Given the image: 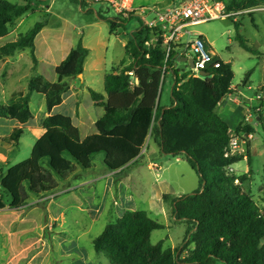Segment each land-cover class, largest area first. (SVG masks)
<instances>
[{"label": "trees", "instance_id": "obj_1", "mask_svg": "<svg viewBox=\"0 0 264 264\" xmlns=\"http://www.w3.org/2000/svg\"><path fill=\"white\" fill-rule=\"evenodd\" d=\"M42 1L0 0V38L15 20L32 12V2ZM70 1L80 10L87 7L83 0ZM261 5L264 0H228L225 8L237 12ZM106 23L110 34L122 27L119 17ZM234 25L239 46L253 52L238 33L239 23ZM45 26V20L36 22L15 41L0 46V60L28 50L32 62L26 91L0 104V118L26 124L32 119L33 93L43 96L48 113L29 159L0 173V210L21 209L30 196L52 194L78 167L92 169L97 154L103 155L108 172L120 174L138 163L150 136L162 154L184 159L199 180L191 194L161 197L175 220L189 224L183 244L180 249L164 248L163 242L152 244L151 233L162 226L145 211H126L92 240L95 253L103 254L109 264H210L212 259L224 264H264V210L254 208L252 196L243 188L250 170L238 176L231 169L243 160L250 163V144L246 143L244 154H227L232 138L249 136L253 130L243 120L231 132L218 112L220 102L234 92L231 64L214 54L213 62L219 66H208L205 77L175 69L173 44L165 46L162 31L140 21L127 36L124 56L103 78L104 94L88 89L92 104L102 108L103 115L95 123L96 132L81 140L71 117L51 112L69 91V81L82 75L90 51L79 40L55 68L56 81H48L36 72L34 54V39ZM165 78L170 79L167 106L160 100ZM246 85L247 78L242 81ZM256 114L261 122L260 109ZM23 133V127H15L4 141L17 146Z\"/></svg>", "mask_w": 264, "mask_h": 264}, {"label": "rangeland", "instance_id": "obj_2", "mask_svg": "<svg viewBox=\"0 0 264 264\" xmlns=\"http://www.w3.org/2000/svg\"><path fill=\"white\" fill-rule=\"evenodd\" d=\"M10 1L14 4L23 2ZM131 1L138 10H163L183 0ZM223 2L226 6L228 0ZM86 6L80 10L79 5L70 0H43L37 4L32 2V12L25 16V21L19 24V20H15L12 30L0 42V45L10 43L18 34L26 33L36 22L45 20L46 26L36 39V55L39 58L47 52L44 43L51 46L55 54L54 63L71 47H75L79 40L90 49L81 78L69 81L70 86L79 90L73 99L79 103L78 119L77 115H73V103L68 102L66 106L55 109V113L72 117L80 138L89 129L94 132V127L84 128L81 123L96 120L103 113L102 108L88 107V89L104 94L103 76L124 56L126 37L123 34H110L106 20L119 17L128 34L139 27L140 21L146 25L154 20L151 13H137L139 17L126 19L103 1ZM259 7L264 8L263 5ZM46 11L48 16L45 15ZM234 22L239 23L238 33L253 52H246L239 46L235 39ZM17 24L20 25L18 31H13ZM155 27L158 28L156 24L152 26ZM182 32L185 34L181 39L182 44L187 45L196 38H203L212 43L214 54L231 64L232 88L240 93L234 97L243 110L240 113L241 120H244L249 109L257 107L256 111H250L252 117L260 109L263 120L260 122L258 117H254L252 122H247L253 130L251 138L247 140L250 144V163L243 160L231 169L238 176L250 170L249 179L244 182L243 188L252 196L254 208L263 211L264 107L261 108L260 103L264 105V11L188 25ZM186 52L190 55L189 50ZM19 54L18 63L8 65L6 69L0 63V82L5 95L26 91L27 77L30 76V53L26 50ZM178 68L192 73L186 63H178ZM4 70L7 75L2 77ZM43 75L48 81H54L56 77L49 71ZM245 78L247 85L242 86ZM169 89L170 79L165 78L161 105H169ZM256 95L259 96L258 100ZM41 99L42 95L34 93L30 109L35 121L30 123L31 127H24L18 145L7 147V157L0 152V173L29 159L32 146L42 132L38 124V119L44 114L43 107L39 108ZM245 110L248 112L245 113ZM11 123L6 122L7 125ZM231 125L233 130V122ZM140 154L142 157L138 163L120 174L106 173L108 171L103 165V155L97 154L93 157L92 169L83 170L78 167L76 173L66 182L60 183L58 190L52 194L30 196L27 205L21 209L0 211V264H109L103 254L95 253L92 240L107 224L114 223L126 211H145L162 226L151 233L152 244L163 242L164 248L180 249L189 224L175 220L169 203L161 197L169 195L174 198L195 192L199 187L198 177L184 159L162 154L150 136L146 138ZM3 200L7 201L6 198ZM210 264L224 263L212 259Z\"/></svg>", "mask_w": 264, "mask_h": 264}, {"label": "built area", "instance_id": "obj_3", "mask_svg": "<svg viewBox=\"0 0 264 264\" xmlns=\"http://www.w3.org/2000/svg\"><path fill=\"white\" fill-rule=\"evenodd\" d=\"M86 4L96 2L108 3L117 13L127 17L132 14L136 17L140 15L153 14L154 20L150 24H146L149 29L156 26L162 31L163 43L170 46L175 41H181L184 37L183 28L188 25H196L206 23L212 20L225 19L235 17L243 13L253 11H264L263 7H255L249 10L239 12H227L223 2L219 0H183L176 6L167 7L163 10L153 9H136L131 0H83ZM145 25V22H144ZM190 52L193 60L191 68L192 75L201 78L200 74L208 66L218 68L219 64L213 62V54L207 48V43L203 38H196L188 43L185 47ZM169 50V48H168ZM131 74V73H130ZM250 136L242 138H232L228 144V155L244 154L246 151V143Z\"/></svg>", "mask_w": 264, "mask_h": 264}, {"label": "crops", "instance_id": "obj_4", "mask_svg": "<svg viewBox=\"0 0 264 264\" xmlns=\"http://www.w3.org/2000/svg\"><path fill=\"white\" fill-rule=\"evenodd\" d=\"M133 6H134V4H133ZM46 9H49V7H47L46 6ZM246 10H249V9H246ZM241 11H244V10H241ZM237 12H239V11H237ZM30 13V12H29ZM28 13V14H29ZM48 11H46V16H48ZM248 14V13H247ZM27 15V14H26ZM26 15H24L23 17H21V18H19L18 20H19V24H21L23 21H25V16ZM241 15V14H240ZM239 16V15H238ZM235 21H237V20H235ZM19 24H17L16 25V28L15 29H13V31H18V28H19ZM10 30H12V29H10ZM43 30V29H42ZM42 30L38 33V35L35 37V39H34V54H35V57H36V72L37 71H40L41 73H38L39 75H41V76H43L44 77V75H43V73H45V72H47V71H49V72H53L54 73V70H55V68L67 57V55L69 54V52L71 51V49H73L74 47H71L65 54H64V56L63 57H61L60 59H59V61L58 62H56V63H54L53 62V58H54V52H53V50L51 49V46L48 44V43H44V45H45V48H46V50H47V52H46V54L43 56V57H41V58H39V56L38 55H36V39L38 38V36L42 33ZM122 30V31H121ZM10 32V31H9ZM9 34V33H8ZM7 34V35H8ZM114 34H123L125 37H126V39H125V42H126V40H127V36H128V33L123 29V27H119V28H117L116 29V31L114 32ZM6 35V36H7ZM20 34H18L17 35V37L19 36ZM5 36V37H6ZM17 37H16V39H17ZM4 38V37H3ZM1 39L2 38H0V42H1ZM15 39V40H16ZM14 40V41H15ZM206 41V40H205ZM13 42V41H12ZM81 43H82V40H81ZM206 43H207V46H208V49L212 52V54L214 55V52H213V47H212V43H210V42H208V41H206ZM41 44H43V42L41 43ZM125 44V43H124ZM173 44V46H174V50H175V56H174V61H175V63L173 64V68H175V69H179L178 68V63H180V62H182V58L184 57V56H186V57H189V58H191L190 57V55H187V49L185 48L186 47V45H184V44H182V41H175V42H173L172 43ZM5 45V44H4ZM0 46H3V45H0ZM76 46V45H75ZM83 47H85L86 49H88L89 51H90V49L87 47V46H83ZM123 47H124V45H123ZM26 51V50H25ZM28 51V50H27ZM21 52H24V51H21ZM21 52H16L13 56H11V57H7V58H4V59H2V60H0V63L2 64V66H3V68L4 69H6V67L8 66V65H13V64H16V63H18V59H19V57L21 56L19 53H21ZM122 59V58H121ZM120 59V60H121ZM221 59V58H220ZM31 60V59H30ZM119 60V61H120ZM222 60V59H221ZM118 61V62H119ZM223 61V60H222ZM117 62V63H118ZM224 62V61H223ZM117 63L114 65V66H116L117 65ZM184 63V62H183ZM225 63H229V62H225ZM85 64V63H84ZM188 66H189V64L188 63H186ZM113 66V67H114ZM31 67H32V62H31V65L29 66V72H30V69H31ZM83 70H84V68H83ZM107 74V73H106ZM105 74V75H106ZM170 74H171V72H170V70L168 69V72H167V77H169L170 76ZM7 75V72L4 70L3 72H2V77H4V76H6ZM104 75V76H105ZM56 76V75H55ZM104 76H103V78H104ZM28 78H29V76L27 77V81H28ZM45 78V77H44ZM46 79V78H45ZM54 81H56V77H55V80ZM54 81H50V82H54ZM27 86V85H26ZM247 89H249V86H247ZM78 89L76 88V87H74V86H70V89H69V91L65 94V95H63V97H62V103L59 105V106H57V107H55L53 110H52V114H59V113H55V109L56 108H58V107H60V106H66L67 104H68V102H70V103H73V105H74V112H73V115L75 116V115H77V119H78V105H79V103L78 102H76L77 100L75 99L74 101H73V99L75 98V97H77V95H78ZM19 92H24V91H17V92H15V93H9L8 95H5L4 93H5V90H4V87H2V84H1V82H0V104H4V103H6L7 102V100L11 97V96H13V95H15V94H17V93H19ZM89 94V93H88ZM236 94H239L240 95V93L239 92H237V90H235L234 89V92H233V94L232 95H229V96H227V97H225L221 102H220V104H219V106H218V112H219V115L225 120V122H226V124H227V126H228V128H229V130L231 131V132H233L234 131V129H235V127H236V125L239 123V122H241V121H243V120H241V118H242V116H241V112L243 111L242 109H241V107H240V102L239 101H237L236 100V98L234 97V95H236ZM33 95H34V93L30 96V101H29V109H30V104H31V100H32V98H33ZM259 99V96L258 95H256V100H258ZM160 100H161V98H160ZM90 105L92 106V107H95L93 104H92V102H91V100H90V104H89V106L88 107H90ZM260 105H263L262 103H260ZM166 106V105H165ZM40 107H43L42 109H44V114L42 115V118H39L38 119V124H40L41 125V123H42V121L48 116V113L46 112V110H45V102H44V98H43V96H42V99H41V101L39 102V108ZM95 108H100V107H95ZM257 108V107H256ZM101 109V108H100ZM253 109H255V108H253ZM253 109L251 108V109H249V112L247 111V110H245L244 112L245 113H247V115L246 116H244V120L245 121H247V122H252L253 121V118L254 117H257V115L256 116H251V114H250V111H253ZM103 110V109H102ZM30 112H31V109H30ZM239 114V115H238ZM31 115H32V119H30L26 124H24V125H22V126H20L17 122H15V121H13V120H6V119H1L0 118V143H1V150H0V152H3L4 153V156L5 157H7L8 156V154H7V147L9 146V145H12V144H8V143H6L5 141H4V139L12 132V130L15 128V127H31V125H30V123L31 122H33V121H35V116L32 114V112H31ZM102 115H103V113H102ZM102 115H100L96 120H86V121H84V122H82L81 124L83 125V127L85 128V127H87V126H89V127H94L95 126V123L102 117ZM68 116V115H67ZM70 117V116H69ZM72 118V117H71ZM73 120V119H72ZM2 121H4V122H2ZM7 121H10V122H12L11 123V125H7L6 124V122ZM232 122H233V130L231 129L232 128ZM37 124V125H38ZM96 131H95V127H94V132L92 131V129H89V131H88V133L86 134V135H84L82 138H80L81 140H84L87 136H89V135H92V134H94ZM40 136V135H39ZM250 137H251V135H249ZM37 140V139H36ZM34 145V144H33ZM33 147V146H32ZM1 163H3V162H1ZM6 164V163H5ZM106 173H109V174H111V173H113V172H106ZM5 209H7V210H15V209H9L8 208V206H6L3 210H0V211H4ZM17 210V209H16Z\"/></svg>", "mask_w": 264, "mask_h": 264}, {"label": "water", "instance_id": "obj_5", "mask_svg": "<svg viewBox=\"0 0 264 264\" xmlns=\"http://www.w3.org/2000/svg\"><path fill=\"white\" fill-rule=\"evenodd\" d=\"M182 62H184V63H188L189 64V66L192 68L193 67V60H192V58H189V57H186V56H184L183 58H182ZM200 76L201 77H205V76H207L205 73H201L200 74ZM78 78H81V75H79L78 76ZM134 81H136L135 79H134Z\"/></svg>", "mask_w": 264, "mask_h": 264}]
</instances>
